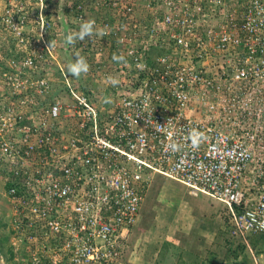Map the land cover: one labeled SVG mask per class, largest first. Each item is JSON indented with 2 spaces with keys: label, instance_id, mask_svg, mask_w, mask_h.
Returning <instances> with one entry per match:
<instances>
[{
  "label": "built area",
  "instance_id": "2783aa9c",
  "mask_svg": "<svg viewBox=\"0 0 264 264\" xmlns=\"http://www.w3.org/2000/svg\"><path fill=\"white\" fill-rule=\"evenodd\" d=\"M85 1L75 23L104 97L63 67L41 74L47 42L0 61V198L34 264H120L157 176L225 205L246 244L264 234V0H144L166 7L143 22L137 0L91 20ZM1 18L24 43V22Z\"/></svg>",
  "mask_w": 264,
  "mask_h": 264
},
{
  "label": "rangeland",
  "instance_id": "374dc122",
  "mask_svg": "<svg viewBox=\"0 0 264 264\" xmlns=\"http://www.w3.org/2000/svg\"><path fill=\"white\" fill-rule=\"evenodd\" d=\"M80 1L82 0H0V42L3 43V47L0 48V61L4 62L5 70H11L12 67L9 64L11 59H15L17 49L24 48L25 44L30 45V43H36L45 48L47 42L53 48L54 57L49 56L50 63L45 66L46 70L41 74L53 75L56 81H59L62 78L61 67H63L80 90L109 91L112 86L97 81L92 76L95 66V48L91 45L85 46L86 43L82 45V35L77 30L75 14ZM127 1L130 0H86L84 8L91 20L111 15L115 10L116 2L125 4ZM199 4L202 3L199 2ZM136 5L139 20L142 22L145 17L151 16L153 11L162 14L166 7L162 1L154 7L155 10H152L153 8L149 10L144 0H137ZM8 10L13 13L17 21L24 22L21 23L26 39L24 43L15 38L13 28L2 24L1 17ZM216 17V10H214L212 15L209 13L204 17L202 14L200 20L206 24L213 20L216 22ZM80 60L84 61L87 69L82 68L79 74H75L72 67ZM0 66H2L1 62ZM2 71L0 70V73ZM55 89L56 93L63 94L66 84L58 82ZM1 90L5 89L0 83V92ZM106 99V97H98L96 101L100 105H106ZM0 191L4 193L1 171ZM248 192L250 197L258 195L257 189ZM10 214L9 204L2 196L0 198V262L2 264H34L33 256L27 251L28 242L20 240L22 237L20 228L15 221H11ZM226 217L225 205L204 194L192 195L183 184L157 176L142 209L141 218L125 244L124 257L120 264H169L166 261L168 257L160 251L159 245L164 244L167 237H173L172 234L176 233L177 226L173 221H228ZM256 239H259L257 241L259 244L264 245V234ZM62 256L64 258L63 254L59 256L62 260L59 264H67ZM43 260L46 264L49 263L47 258Z\"/></svg>",
  "mask_w": 264,
  "mask_h": 264
},
{
  "label": "crops",
  "instance_id": "0c3cea01",
  "mask_svg": "<svg viewBox=\"0 0 264 264\" xmlns=\"http://www.w3.org/2000/svg\"><path fill=\"white\" fill-rule=\"evenodd\" d=\"M92 92L104 97L103 90ZM192 207V206H191ZM190 216V215H189ZM187 216V218H189ZM227 218V217H226ZM173 237L160 244L169 264H256L264 262V245L249 234V243L233 235L229 221H173ZM255 243V244H253ZM246 261H249L248 263Z\"/></svg>",
  "mask_w": 264,
  "mask_h": 264
},
{
  "label": "clouds",
  "instance_id": "9594fccd",
  "mask_svg": "<svg viewBox=\"0 0 264 264\" xmlns=\"http://www.w3.org/2000/svg\"><path fill=\"white\" fill-rule=\"evenodd\" d=\"M94 24V21H91V22H88L87 24L84 25L83 27V32L86 33V32H90L91 31V28H92V25ZM83 34V33H82ZM84 69L86 70L87 69V65L84 63L83 60H80L78 61V63L76 65H74L72 67V71L75 73V74H79V72L81 71V69Z\"/></svg>",
  "mask_w": 264,
  "mask_h": 264
},
{
  "label": "trees",
  "instance_id": "16d2710c",
  "mask_svg": "<svg viewBox=\"0 0 264 264\" xmlns=\"http://www.w3.org/2000/svg\"><path fill=\"white\" fill-rule=\"evenodd\" d=\"M82 90L85 91V92H88V93H90V94H93V92L91 91L92 89H87V90L82 89ZM25 243H27V241H25Z\"/></svg>",
  "mask_w": 264,
  "mask_h": 264
},
{
  "label": "water",
  "instance_id": "95a60500",
  "mask_svg": "<svg viewBox=\"0 0 264 264\" xmlns=\"http://www.w3.org/2000/svg\"><path fill=\"white\" fill-rule=\"evenodd\" d=\"M0 264H2V263L0 262Z\"/></svg>",
  "mask_w": 264,
  "mask_h": 264
}]
</instances>
